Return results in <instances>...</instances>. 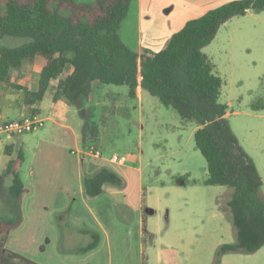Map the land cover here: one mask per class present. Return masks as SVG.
<instances>
[{
	"label": "trees",
	"instance_id": "trees-1",
	"mask_svg": "<svg viewBox=\"0 0 264 264\" xmlns=\"http://www.w3.org/2000/svg\"><path fill=\"white\" fill-rule=\"evenodd\" d=\"M135 3L136 0H0V88L22 90L23 104L31 107V115H36L34 106L57 81L52 100H64L75 108L84 121L85 133L92 139L96 126L93 109L87 104L94 87L126 86L128 97L135 99L140 86L182 120L196 125L194 143L207 167L204 184L223 186L230 192L223 209L232 225L234 242L217 248L213 264H220L228 253H254L264 246V199L259 194L262 179L229 126L228 105L219 101L223 82L202 49L232 18L264 11V0H233L211 9L187 21L159 52L144 51L140 57L120 37L121 24ZM4 37L22 38L25 42L3 46ZM36 60L43 61L36 90L11 83V70L35 64ZM263 109L264 103L251 106L252 111ZM22 163L23 154L19 152L8 160L4 170L11 180L8 192L16 209L12 220H0V264H38L5 248L9 233L21 223L18 207L24 193L19 176ZM176 183L187 182L177 179ZM106 184L123 187L124 181L105 167L92 177L82 178L87 199L101 196ZM143 196L141 193L142 204ZM144 210L142 206V215ZM78 233L90 236L92 241L72 249L61 245L63 254H84L97 246V234L88 230Z\"/></svg>",
	"mask_w": 264,
	"mask_h": 264
},
{
	"label": "rangeland",
	"instance_id": "rangeland-1",
	"mask_svg": "<svg viewBox=\"0 0 264 264\" xmlns=\"http://www.w3.org/2000/svg\"><path fill=\"white\" fill-rule=\"evenodd\" d=\"M219 1L202 8L207 12L225 4H221L225 0ZM132 14L130 10L120 28L121 39L129 47H134ZM24 42L25 39L13 37L1 40L8 47ZM202 52L223 82L219 101L228 105L229 126L256 165L262 179L259 194L264 199V109L251 110L254 103H264V11L232 18L219 28ZM42 64V60H37L35 66ZM101 89L111 93L126 92L128 88L94 87L98 94ZM143 96L141 108L136 100L123 98L118 103L120 111L99 118L100 126L99 112L93 110L98 137L92 141L86 133L87 142L92 141L90 146H95L102 157H125L128 162L124 166L140 170V192L144 195L141 204L146 219L142 252H139L142 264H213L217 248L234 242V231L223 209L230 192L223 186L204 184L207 167L194 143L196 125L182 120L173 109L163 106L147 92ZM30 161H24L22 170L26 171ZM177 179L187 182L186 185L176 183ZM1 204L10 208L5 183L0 185ZM10 214L8 210L1 219H10ZM57 216L58 223L54 220L60 236L58 242L46 239L36 245L39 256L66 255L61 252V245L72 249L92 241L90 236L72 231L69 213ZM35 259L40 260L38 256ZM220 264H264V246L254 253L225 254Z\"/></svg>",
	"mask_w": 264,
	"mask_h": 264
},
{
	"label": "crops",
	"instance_id": "crops-1",
	"mask_svg": "<svg viewBox=\"0 0 264 264\" xmlns=\"http://www.w3.org/2000/svg\"><path fill=\"white\" fill-rule=\"evenodd\" d=\"M215 1L220 3L218 0H136L130 8L133 13L131 40L134 47H128L134 48L132 50L139 57L144 51L159 52L171 35L181 30L187 21L204 14L206 8L202 7L215 4ZM230 1L225 0L221 4ZM41 66L24 64L18 70H11V83L36 90ZM56 84L57 81L52 82L43 100L34 106L38 110L36 115L44 120V126L32 133L0 141V185L5 183L10 207L0 205L2 221L12 220L16 209L8 192L11 180L4 170L8 160L15 158L19 152L23 154L19 169L24 187L18 207L21 223L9 233L5 248L38 264H142L141 238L145 228L140 170L115 164L111 158L102 157L95 146H90L98 135L88 143L84 121L78 111L64 100H52V90ZM99 91V94L93 92L87 105L99 112L100 126L99 118L117 114L120 111L118 103L129 97L128 89L126 92ZM144 92L140 86L137 88L134 100L140 108ZM30 115L31 107L22 102V90L0 88V124ZM25 160H31L26 171L22 170ZM103 167L118 174L124 186L106 184L101 196L87 199L82 178L92 177ZM8 210L11 212L10 219H1ZM67 213L72 220V231L78 233V230H85L82 226L88 231L92 230L90 232L95 230L99 237L97 246L79 255L56 253L39 256L35 246L46 239L51 243L58 242L60 236L54 218ZM36 256L40 260L35 259Z\"/></svg>",
	"mask_w": 264,
	"mask_h": 264
},
{
	"label": "built area",
	"instance_id": "built-area-1",
	"mask_svg": "<svg viewBox=\"0 0 264 264\" xmlns=\"http://www.w3.org/2000/svg\"><path fill=\"white\" fill-rule=\"evenodd\" d=\"M44 126V120L37 115H31L19 120L7 121L0 124V141L3 138L18 137L32 133ZM111 161L124 165L128 161L125 157L113 155Z\"/></svg>",
	"mask_w": 264,
	"mask_h": 264
}]
</instances>
